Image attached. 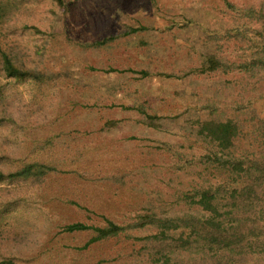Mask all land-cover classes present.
<instances>
[{
  "label": "rangeland",
  "instance_id": "obj_1",
  "mask_svg": "<svg viewBox=\"0 0 264 264\" xmlns=\"http://www.w3.org/2000/svg\"><path fill=\"white\" fill-rule=\"evenodd\" d=\"M64 4L0 0V54L32 76L0 59V264H264V237L229 252L180 221L229 177L202 123H234L233 154L264 162V0ZM27 165L44 173L8 178ZM242 205L261 217L264 188ZM75 223L120 230L87 245Z\"/></svg>",
  "mask_w": 264,
  "mask_h": 264
},
{
  "label": "trees",
  "instance_id": "obj_2",
  "mask_svg": "<svg viewBox=\"0 0 264 264\" xmlns=\"http://www.w3.org/2000/svg\"><path fill=\"white\" fill-rule=\"evenodd\" d=\"M61 10H65L64 0H54ZM0 59L2 63V72L7 79L14 78L22 81L32 77L30 73L16 68L9 57L1 53ZM213 61L210 59L209 64ZM209 68L214 69L215 66ZM206 70V69H204ZM199 135L208 138L217 148L220 149V157L218 154L211 159L212 163L222 168L229 177L217 187H208L192 198L198 206L200 217H190L186 220H180L184 224V228L191 231V237L194 240H202L205 246L209 248L234 252L235 250H243L247 242L251 248L260 242V238L264 237V210L260 212L261 217L245 219L240 217V206L244 202H248L252 197H256L259 191L264 188V162L257 159L249 160L244 157H236L233 154L234 140L238 135V127L230 122L213 123L205 122L199 127ZM43 169V168H42ZM37 165H27L16 173L8 175V178L28 179L32 176H40L43 171ZM6 179L5 175L0 173V183ZM220 195L225 199H232V216L230 223H226L223 215L220 213L221 204L218 198ZM196 198V200H195ZM262 203V201H261ZM226 214V213H225ZM224 214V215H225ZM92 229L95 237L91 238L87 243H93L98 240L114 236L120 230L112 223H108L105 228H89L81 223L71 224L65 227L66 232L84 231Z\"/></svg>",
  "mask_w": 264,
  "mask_h": 264
}]
</instances>
